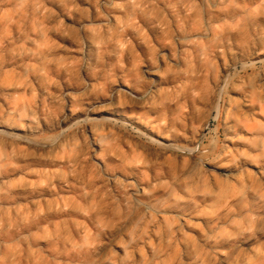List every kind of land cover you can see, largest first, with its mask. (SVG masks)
<instances>
[{"label": "rangeland", "instance_id": "rangeland-1", "mask_svg": "<svg viewBox=\"0 0 264 264\" xmlns=\"http://www.w3.org/2000/svg\"><path fill=\"white\" fill-rule=\"evenodd\" d=\"M263 42L264 0H0V264H264Z\"/></svg>", "mask_w": 264, "mask_h": 264}, {"label": "crops", "instance_id": "crops-1", "mask_svg": "<svg viewBox=\"0 0 264 264\" xmlns=\"http://www.w3.org/2000/svg\"><path fill=\"white\" fill-rule=\"evenodd\" d=\"M264 45V42L262 43ZM238 82H248L246 91L249 106L264 118V70L252 71ZM238 124L248 134H256L253 143L258 148H264V124L259 119H251L244 113L237 117Z\"/></svg>", "mask_w": 264, "mask_h": 264}, {"label": "bare ground", "instance_id": "bare-ground-1", "mask_svg": "<svg viewBox=\"0 0 264 264\" xmlns=\"http://www.w3.org/2000/svg\"><path fill=\"white\" fill-rule=\"evenodd\" d=\"M143 40L145 41V39L143 38ZM145 43H146V41H145Z\"/></svg>", "mask_w": 264, "mask_h": 264}]
</instances>
